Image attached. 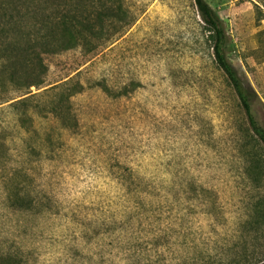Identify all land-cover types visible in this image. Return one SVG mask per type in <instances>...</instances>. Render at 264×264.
<instances>
[{
  "label": "rangeland",
  "instance_id": "obj_1",
  "mask_svg": "<svg viewBox=\"0 0 264 264\" xmlns=\"http://www.w3.org/2000/svg\"><path fill=\"white\" fill-rule=\"evenodd\" d=\"M204 1L264 128V0ZM120 4V21L72 26L75 47L41 56L40 86L0 89V250L20 264L264 263V148L195 0Z\"/></svg>",
  "mask_w": 264,
  "mask_h": 264
},
{
  "label": "trees",
  "instance_id": "obj_2",
  "mask_svg": "<svg viewBox=\"0 0 264 264\" xmlns=\"http://www.w3.org/2000/svg\"><path fill=\"white\" fill-rule=\"evenodd\" d=\"M120 3L121 0H0V89L5 88L6 80L13 86V91L40 86L38 78L43 74L41 56L75 47L72 26L92 32L96 26L103 25V20L120 21L124 16ZM195 4L201 21L212 35L214 60L235 92L250 132L264 148V128L253 110L256 94L228 61L224 52L227 35L212 8L204 0H195ZM96 6L97 21L94 22L89 9ZM254 6L256 18L261 21L264 14L260 5L254 3ZM10 101H2L0 105ZM15 103L17 101L8 105L13 108ZM54 115L56 119L61 117L57 111ZM5 150L0 125V160L4 159ZM0 264H20V261L0 250ZM257 264H264L263 260Z\"/></svg>",
  "mask_w": 264,
  "mask_h": 264
}]
</instances>
